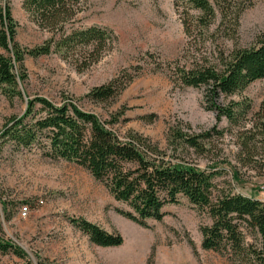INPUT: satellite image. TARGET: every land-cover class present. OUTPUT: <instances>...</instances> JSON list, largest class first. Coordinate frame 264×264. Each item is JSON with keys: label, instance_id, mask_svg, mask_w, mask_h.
<instances>
[{"label": "rangeland", "instance_id": "1", "mask_svg": "<svg viewBox=\"0 0 264 264\" xmlns=\"http://www.w3.org/2000/svg\"><path fill=\"white\" fill-rule=\"evenodd\" d=\"M209 1L216 6L217 0ZM237 2L247 8L240 19L237 41L239 47L249 48L264 35V0ZM7 6L17 24L16 41L22 49L41 47L61 36L39 27L24 10L23 0H0V9ZM75 12L64 31L107 29L114 34L109 50L91 66L86 65L90 50L82 46L73 49L68 59L57 53L27 57V78L19 86L22 98L11 100L0 87V133L9 120L24 114L28 99L42 97L58 106L72 101L102 122L118 118L120 136L133 132L147 137L178 158L172 157L173 162L201 171L220 170L221 175L215 176L219 188L264 199L263 135L257 136L262 145H257L253 159H244L240 151L244 128L252 127L264 102V79L242 94L222 100L225 105L231 101L250 105L247 120L235 126L225 118L217 122L216 114L204 108V90L180 86L167 70L169 63L188 66L202 55L215 60L231 49L234 43L217 31L219 21L210 31L196 30L189 38L184 33L183 14L196 17L197 12L183 1L84 0L75 6ZM125 75L135 78L115 97L100 103L87 99L94 88L119 77L125 80ZM170 129L209 132L211 137L202 141L205 151L201 155L192 149L183 151L177 144L169 146ZM217 130L222 134L217 135ZM25 206L26 217L21 214ZM118 209L125 206L74 163L49 159L39 149L16 151L6 145L0 151L2 237L18 246L31 264H234L201 248L200 227L211 221L185 198L166 207L164 220L150 221L148 228L122 217ZM72 219H84L109 233H119L124 243L116 248L95 246L72 225ZM0 264L26 261L13 253L0 254Z\"/></svg>", "mask_w": 264, "mask_h": 264}, {"label": "trees", "instance_id": "2", "mask_svg": "<svg viewBox=\"0 0 264 264\" xmlns=\"http://www.w3.org/2000/svg\"><path fill=\"white\" fill-rule=\"evenodd\" d=\"M84 0H23V8L37 25L54 34L62 33L41 47L22 49L16 41L17 24L9 6L0 9V87L11 99L22 98L19 86L26 80L25 60L57 53L68 59L78 46L89 48L87 66L100 61L114 40L113 32L100 27L65 32V26L76 15L75 6ZM197 12L183 14L185 35L194 37L212 29L223 32L234 44L212 60L197 56L190 65L173 62L167 70L183 87L204 90V108L231 125L247 120L251 107L247 102L222 100L242 94L251 84L264 79V35L249 48L239 47L238 28L247 9L237 0H177ZM90 61V62H89ZM218 61V62H217ZM160 68V67H159ZM114 79L108 85L94 88L87 95L93 103L105 102L124 90L135 78ZM20 117L9 120L0 133V151L6 145L20 150L39 149L52 160L74 163L103 184L113 199L124 205L117 213L137 225L148 228L149 222H162L165 208L178 205L185 198L190 205L211 221L200 227L201 248L227 257L234 264H264V199L249 197L219 188L215 176L221 171H201L188 164L173 162L167 151L142 135L129 132L125 137L116 130L118 118L102 122L95 114L72 101L60 106L42 97L28 99ZM151 119V117H150ZM190 129V128H189ZM241 135L240 151L244 159H253L259 150L257 136L264 139V102L255 114V123ZM261 133V134H259ZM218 132L217 135H221ZM211 134H193L170 129L169 146L204 153L202 141ZM261 147V146H259ZM257 153V152H256ZM174 159H178L174 157ZM72 225L98 247L116 248L124 243L119 233H109L84 219H72ZM251 239V240H249ZM191 246L195 248L191 241ZM13 253L31 264L27 255L2 237L0 221V254Z\"/></svg>", "mask_w": 264, "mask_h": 264}, {"label": "built area", "instance_id": "3", "mask_svg": "<svg viewBox=\"0 0 264 264\" xmlns=\"http://www.w3.org/2000/svg\"><path fill=\"white\" fill-rule=\"evenodd\" d=\"M41 204L43 203V202H40ZM21 214L24 216V217H26L27 216V214H28V207H24V208H22V210H21Z\"/></svg>", "mask_w": 264, "mask_h": 264}]
</instances>
